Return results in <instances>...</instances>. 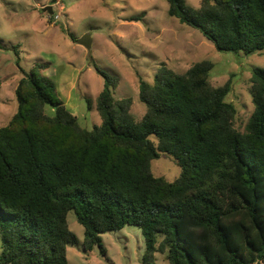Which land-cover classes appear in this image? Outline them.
<instances>
[{
    "label": "trees",
    "instance_id": "obj_1",
    "mask_svg": "<svg viewBox=\"0 0 264 264\" xmlns=\"http://www.w3.org/2000/svg\"><path fill=\"white\" fill-rule=\"evenodd\" d=\"M167 2L170 17L218 52H264V0ZM212 67L161 65L152 84L139 83V121L130 98L114 99L117 80L95 67L101 125L91 131L41 75L47 65L19 67L17 112L0 128V264H69L67 248L78 244L69 212L84 229L85 253L98 247L104 256L100 235L133 225L144 238L142 264H156V254L168 264H264V68L251 72L253 112L242 133L225 101L231 82L212 86ZM159 153L181 169L175 181L152 174Z\"/></svg>",
    "mask_w": 264,
    "mask_h": 264
},
{
    "label": "rangeland",
    "instance_id": "obj_2",
    "mask_svg": "<svg viewBox=\"0 0 264 264\" xmlns=\"http://www.w3.org/2000/svg\"><path fill=\"white\" fill-rule=\"evenodd\" d=\"M185 2L192 8L200 6V0ZM50 4L51 0H0V128L17 112L14 92L22 78L19 67L29 72L34 64L47 65L41 75L54 81L58 98L79 126L91 131L101 125L96 98L103 79L95 67L117 80L114 99L130 98V114L139 121L146 113L139 100L141 81L152 84L161 65L184 73L207 60L213 65L208 76L212 86L231 82L225 101L236 109L234 127L244 132L253 112L251 72L264 68V52L248 56L218 52L200 32L168 15L167 0H56L54 20L43 12ZM85 35L91 38L90 49L77 43ZM14 46H19V57ZM44 113L52 117L55 109L45 106ZM151 140L156 143L154 136ZM151 172L173 182L181 169L171 156L159 153L151 161ZM67 222L78 240L67 248L69 264H142L145 243L139 227L101 234L103 256L98 247L83 251L84 229L73 212ZM155 259L156 264H168L163 255L156 254Z\"/></svg>",
    "mask_w": 264,
    "mask_h": 264
},
{
    "label": "water",
    "instance_id": "obj_3",
    "mask_svg": "<svg viewBox=\"0 0 264 264\" xmlns=\"http://www.w3.org/2000/svg\"><path fill=\"white\" fill-rule=\"evenodd\" d=\"M55 3H56V0H51V4L43 8V12H47L49 15H51L53 20L56 18V16L53 14V10H52V5ZM77 43H78V45H80L86 49H90L92 42H91L90 36L85 35V36L81 37L77 41Z\"/></svg>",
    "mask_w": 264,
    "mask_h": 264
}]
</instances>
